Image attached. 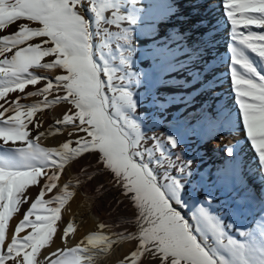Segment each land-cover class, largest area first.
Listing matches in <instances>:
<instances>
[{
  "label": "snow or ice",
  "instance_id": "snow-or-ice-1",
  "mask_svg": "<svg viewBox=\"0 0 264 264\" xmlns=\"http://www.w3.org/2000/svg\"><path fill=\"white\" fill-rule=\"evenodd\" d=\"M87 3L84 9V0H0V30L19 21L30 22L19 23L16 31L0 36V140L18 154V158L7 160L0 157V264H42L37 254L51 241L61 210L73 195L68 183L58 189L57 182L65 164L82 153L98 154L99 162L137 210L139 234L134 238L139 246L130 253L131 264H138L142 252L147 251L159 264H264V243L257 244L256 236L243 231L239 234L248 236V242L234 239L230 235L234 225L225 222L227 216L254 210L259 211L258 221L264 217V180L260 179L264 177V74L257 72L246 55L250 51L264 59V0H222L234 44L230 79L242 129L257 156L256 174L233 158L231 147L225 150L228 159L215 172L193 170V159H185L184 152L178 151L182 142L179 133L147 134L150 126L146 121L150 118L151 127H158L160 118L153 111L142 119L140 108L150 104L163 112L166 105L149 94L146 81L150 69L137 65L135 22L126 12L121 14L123 0ZM133 3L135 0H129ZM85 10L93 14L92 22L86 19ZM124 22L129 26L122 27ZM103 25H113L119 31ZM95 37L101 42L94 43ZM37 38L39 42L31 43ZM110 42L115 43L118 57ZM9 52H13L10 57ZM201 55L189 53V64ZM49 57L51 61L45 60ZM115 59L118 65L112 62ZM33 69H60L63 74L51 78ZM202 75L193 77L201 84L195 94L181 93L179 101L175 97L168 101L184 105L173 114L172 122L185 132L197 128L213 131L231 123L230 117L221 121L219 112L206 102L188 111L201 89L208 90ZM42 81V87L25 93L27 86ZM17 92L43 99L32 104H22L20 96L8 99L10 93ZM62 102L71 108L56 122L57 132L60 126L70 125L84 135L59 147L41 146L38 141L46 133L32 139L29 125L38 128L36 113ZM30 185L38 186V194L5 247L13 214L32 200L26 192ZM46 194L51 195L46 199ZM220 195L224 199L214 205ZM26 228L30 232L18 241L16 234ZM71 229V224L63 229L65 237ZM259 236L264 240V232ZM81 243L83 247L58 249L48 264H93L113 241L93 233ZM129 259L122 264H129Z\"/></svg>",
  "mask_w": 264,
  "mask_h": 264
},
{
  "label": "bare ground",
  "instance_id": "bare-ground-1",
  "mask_svg": "<svg viewBox=\"0 0 264 264\" xmlns=\"http://www.w3.org/2000/svg\"><path fill=\"white\" fill-rule=\"evenodd\" d=\"M123 4L121 14L126 12L135 22L134 36L138 44V50H135L137 65L141 69H150V75L146 82L152 83L167 76L170 81L166 83L165 87H171L180 92L194 93L195 89L201 88V84L193 80V77L196 73H202L200 79L205 82V87L208 90L201 89L200 94L193 101L194 108H198L206 102L213 111L219 112L221 121L226 117H230V121L234 120L229 114L234 109L233 95L226 92L228 88L226 84L230 82L229 70L232 67L230 56L234 44L228 36L227 26H230V21L226 18L222 0H135V3L131 5L129 0H123ZM106 15L110 16V13H106ZM196 15L201 17L196 19ZM121 26L129 25L124 22ZM107 28L113 32L119 31L113 25H107ZM193 51H198L202 55L199 60L189 64L188 54ZM115 55L118 57L119 52ZM217 60L221 62L215 65ZM112 62L116 65L119 63L118 59ZM39 71L35 69V72L38 73ZM217 78H222L224 81L222 85L207 86ZM189 83L191 84L190 87L188 86ZM60 117L59 114H54L55 120L60 119ZM232 123L234 124L235 121H231ZM68 128L69 126H60V131ZM217 129L220 132L217 136L215 135L217 139L210 141L211 148L203 149L204 156L197 159L200 171L215 172L228 159L225 150L231 147L234 153L233 158L244 164L251 174H256L258 171L257 157L252 152V148L243 141V132L234 130H240V127L235 128L225 123L223 127ZM56 130L57 127H46V123L43 124L40 132H44L46 135L40 137L38 143L58 145L63 143L64 141L59 136L53 138L56 136H53L52 133L57 135ZM13 151L15 152V149ZM9 156L8 149L0 144V157L7 160ZM15 157L18 158L16 152ZM73 172V169L70 168L67 175L72 177ZM260 179L264 180V177H260ZM57 183L58 189L68 183L70 185L69 191L73 193V190H77L79 198L78 200H71L70 197L62 208L60 219L54 226L55 231L51 241L37 254L36 259L42 264H48L51 254L65 246L75 247L77 244H81L83 247L81 242L85 240L87 235L93 233L107 235V231L101 227L103 214L101 215L98 199L96 200L94 194H91V190L85 187L86 183L80 179L77 180L75 186H72L66 178L58 180ZM29 188L27 194L32 198L30 201H33L38 190L32 189L31 185ZM26 205L27 203L21 205L20 211L14 213L13 218L9 221V227L12 231L6 230L5 247L7 243L11 242V236L15 234V226L30 207L29 205L26 208ZM34 218V216L30 217V219ZM68 224L72 225V229L65 237L63 229ZM29 232L30 229L26 228L16 234L18 241ZM137 234H139V225L138 229L134 231V235ZM111 241H113L112 247L98 255L93 260V264H122L123 261L130 258V253L135 249L133 241H122L118 237ZM142 257L141 255L138 258V264H145ZM129 264H131L130 259Z\"/></svg>",
  "mask_w": 264,
  "mask_h": 264
},
{
  "label": "rangeland",
  "instance_id": "rangeland-1",
  "mask_svg": "<svg viewBox=\"0 0 264 264\" xmlns=\"http://www.w3.org/2000/svg\"><path fill=\"white\" fill-rule=\"evenodd\" d=\"M88 3L87 0H84V9H87ZM86 19H89L90 22L93 21V14L91 12H87L86 10L84 11ZM198 17V18H197ZM201 16L196 15V19H199ZM184 19H187V17H184ZM19 23H30L27 21H19L13 24L11 27H9L6 30H0V36L2 35H7L11 34L12 32L16 31V28ZM30 26H35L31 25ZM94 26V25H93ZM103 27L107 28V25H103ZM228 29V36L229 38L231 37V26H227ZM238 28L241 31H245L243 29V26H238ZM254 31H260L258 29H255L254 26H252ZM113 32V31H112ZM40 38H37L31 43H37L39 42ZM231 40V38H230ZM101 40L98 37L94 38V43H100ZM109 47H111L114 51L115 54L118 52L115 51V43L110 42ZM14 52V50H13ZM13 52L7 53V55L10 57ZM230 56V54L228 53ZM246 55L250 61V63L255 67L257 72L264 74V59L256 56L254 53L250 51H246ZM219 57V56H218ZM51 57L45 58L47 61H51ZM219 60V59H218ZM216 61L215 65L220 64L221 61ZM231 60V56H230ZM35 71V69H33ZM41 71V70H40ZM38 72L39 75L42 76H48L51 78H54L56 75L63 74L62 70L60 69H52V70H42L41 72ZM211 71H213L211 69ZM242 71V70H241ZM47 72V73H46ZM50 72V74H48ZM170 80L168 77H164L162 79L155 80L152 83L146 82V87L149 90L150 95H154L155 98L160 102L161 105H166L164 108L163 112L159 111L158 109H155L152 107L150 104H146L144 107L140 108V112L142 113V119L144 118L145 115L148 113H151L155 111L157 115L159 116V126L158 127H151V119L149 118L146 123L150 126V129L147 130L148 135H152L153 133L155 134H161V133H173L177 134L179 133L180 139H181V144L178 149V151H183L185 155V159H193V164L192 168L193 170H196L197 168L200 169L199 165L197 164V159L200 157L204 156V151L203 149L205 148H211V143L213 139L215 138V135L219 134V130L216 128L213 131L206 130V129H201L197 128L195 131L188 130V131H183L178 128L177 125L173 124L172 122V116L174 113H178L179 109L182 108L184 105L179 103V102H172L168 103L170 99L173 97L176 98V101H179L180 99V94L181 93H187L189 91H177L174 88L171 87H165L166 83L169 82ZM218 81V82H217ZM217 84H216V83ZM222 78H217L215 80L211 81L210 85L207 86H219L223 84ZM216 84V85H215ZM227 93H232L233 95V103H234V109L233 113L230 112V116L234 118L235 123L233 124H228L229 126H233L235 128L240 127V130H236V132L242 131V137L243 141L247 146H250V142L246 140V133L242 129V117L239 114V108L238 104L236 103V99L234 96V89L231 84V79L230 82L227 84ZM43 86V81L38 84V85H29L25 89V93L29 91H36L38 88ZM141 92L144 91V89H140ZM195 94V93H194ZM55 93L50 95L48 98L52 99L54 97ZM17 96L21 97L20 102L22 104H32V103H37L40 100L43 99V97L40 96H34V97H27L25 94L22 93H10L8 95V99H15ZM198 95L195 96L194 99H196ZM194 101V100H193ZM71 108L70 105H68L66 102H62L59 104L55 105H50L47 108H42L39 110L36 115L34 116V121L39 124V127H33V125H29L28 131L30 132V137L32 139H35L38 135V133L41 131V126L46 123V127H52L56 128L57 127V121L62 120L63 116L69 111ZM194 109V106L189 108L188 111H192ZM178 110V111H177ZM57 113L61 117L60 119H54V114ZM228 114V115H229ZM187 115V113H185ZM6 118V117H5ZM71 133V135H70ZM53 138H57L58 136L62 138L64 142H67L68 140H75L78 138V136L84 135L82 132H77L74 130L70 125L68 129H62L61 131L57 132L56 134L52 133ZM210 134V136H209ZM219 138V136H218ZM0 144H2L3 147L8 149V152L10 154V158H16L15 157V152L13 151L15 148L12 147L10 148L9 146L4 145V142L0 140ZM41 144V143H40ZM16 146H20V142H17ZM41 146L44 147H59L58 144L54 143H47V144H41ZM75 146V145H73ZM251 147V146H250ZM246 149V148H245ZM244 149V151H245ZM252 152L254 150L252 149ZM254 155H256L254 153ZM8 157V159H10ZM257 157V156H256ZM73 169V176L70 177L67 175L68 171ZM76 172V173H75ZM62 178H66L69 180L70 184L72 186H75V183L77 180H82L86 183V188L91 190V194L94 196V198L97 200L98 206L101 210V215L102 221L101 225H103V230L107 231V235L110 240H112L115 237H118L120 240L125 241V240H131L134 242L135 249L139 246V240L137 238H134V236L138 237L137 235H134V231L138 229V224L136 223L137 220V210L134 206V204L131 202L129 199L128 195H126L123 191V189L120 187L119 183L115 180L114 176L110 173V171L105 170L103 165L99 162L98 154L96 153H82L79 157L74 158L73 160L68 161L67 164H65L64 171L61 174L59 180ZM73 178V179H72ZM106 185V187H105ZM31 188L34 190H38V186H32ZM57 188H58V183H57ZM106 188V189H105ZM30 188L28 187L26 189V192L29 191ZM109 190V191H108ZM56 190H54L55 192ZM105 194H104V193ZM109 194H108V193ZM111 192V193H110ZM107 194V195H106ZM48 195V196H47ZM51 195V194H50ZM49 194H46L47 198L50 196ZM202 198V194H198ZM45 196V198H46ZM96 196V197H95ZM106 197V198H105ZM46 198V199H47ZM78 191L73 190V195L71 196V200H78ZM100 198V199H99ZM105 198V199H104ZM35 199V198H34ZM33 199V201H34ZM224 199L223 195H220V199L214 200L213 204L217 205L219 204L220 200ZM106 200V202H105ZM32 201H29L26 205V208L30 205ZM122 203V204H121ZM105 209V210H104ZM219 211V209H215ZM105 211V212H104ZM26 212V211H25ZM24 212V213H25ZM104 212V213H103ZM259 211H249L245 213V215L238 216V217H230L227 216L225 217V222H231L234 227L230 232V235L234 239H237L241 242H248V236H241L239 233L241 231L250 233L252 236H256V243L261 244L264 243V240H261L260 238V233L264 232V217H261L259 219ZM109 231V232H108ZM133 237V238H132ZM131 238V239H130ZM134 249V250H135ZM42 250V249H41ZM41 252V251H40ZM39 252V253H40ZM142 259L144 260L145 264H159L158 258L152 254L151 251L147 252H142Z\"/></svg>",
  "mask_w": 264,
  "mask_h": 264
}]
</instances>
